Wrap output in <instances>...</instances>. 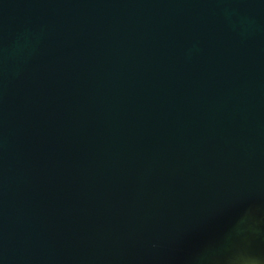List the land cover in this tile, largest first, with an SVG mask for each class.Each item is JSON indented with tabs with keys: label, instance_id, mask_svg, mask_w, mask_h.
I'll list each match as a JSON object with an SVG mask.
<instances>
[{
	"label": "water",
	"instance_id": "1",
	"mask_svg": "<svg viewBox=\"0 0 264 264\" xmlns=\"http://www.w3.org/2000/svg\"><path fill=\"white\" fill-rule=\"evenodd\" d=\"M249 212L264 0H0V264H228Z\"/></svg>",
	"mask_w": 264,
	"mask_h": 264
},
{
	"label": "clouds",
	"instance_id": "2",
	"mask_svg": "<svg viewBox=\"0 0 264 264\" xmlns=\"http://www.w3.org/2000/svg\"><path fill=\"white\" fill-rule=\"evenodd\" d=\"M258 242L264 243V218L249 212L228 237L223 255L228 264L241 256L250 258L251 264H264V246L255 247ZM213 255L212 252L205 253L198 258V264H214Z\"/></svg>",
	"mask_w": 264,
	"mask_h": 264
}]
</instances>
